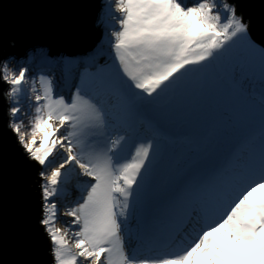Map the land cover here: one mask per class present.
<instances>
[{
    "label": "snow or ice",
    "instance_id": "obj_1",
    "mask_svg": "<svg viewBox=\"0 0 264 264\" xmlns=\"http://www.w3.org/2000/svg\"><path fill=\"white\" fill-rule=\"evenodd\" d=\"M114 2L120 18L110 33L111 63L96 74L85 71L70 99L54 95L44 76L39 90L35 80L26 88V68L0 64L8 85L3 119L25 162L37 168V224L54 264H264V38L253 35L256 22L238 0ZM259 24L264 28V17ZM216 66L226 86L258 105L259 127L224 163L212 161L209 141L207 158L194 153L157 187L154 140L137 143L127 156L125 146L141 126L151 127L147 114L189 75ZM22 94L34 99V115L23 108ZM69 166L82 195L61 214L73 218L74 232L55 226Z\"/></svg>",
    "mask_w": 264,
    "mask_h": 264
},
{
    "label": "water",
    "instance_id": "obj_2",
    "mask_svg": "<svg viewBox=\"0 0 264 264\" xmlns=\"http://www.w3.org/2000/svg\"><path fill=\"white\" fill-rule=\"evenodd\" d=\"M240 11L259 24L264 0H238ZM101 0H0V64L33 60L41 68L82 63L103 52L107 35ZM95 58V57H94ZM7 85L0 81V264H53L50 242L37 224L41 203L36 167L25 162L15 134L3 119ZM182 108H185L183 106ZM146 119L161 135L184 137L185 123H164L161 107ZM220 164L217 153L211 157Z\"/></svg>",
    "mask_w": 264,
    "mask_h": 264
},
{
    "label": "rangeland",
    "instance_id": "obj_3",
    "mask_svg": "<svg viewBox=\"0 0 264 264\" xmlns=\"http://www.w3.org/2000/svg\"><path fill=\"white\" fill-rule=\"evenodd\" d=\"M186 6H191L196 2V0H181ZM102 5L106 8H112L114 11V29L118 30L119 25L117 23L120 18V13L115 10L114 0H101ZM112 20V19H111ZM112 30L108 31V37L110 39V33ZM107 55L105 57L104 55ZM243 55V54H241ZM110 44L103 48V52L100 51L94 57L89 58L87 61L74 64L63 63L62 66L57 68H41L36 67L35 65L30 66L29 64H18L15 62H9V67L13 70H18L23 67L27 69V77L29 79V84L26 85V88H31V81H36V88L39 90V77L44 76L52 80L54 95L59 96L63 95L66 99H70L72 93L75 92L76 86L80 83L81 76L90 69L89 62L95 61L98 65H104L107 63L108 57H111ZM34 69H42L46 72L34 71ZM216 71H208L207 73L200 74H191L186 78L185 84L182 89L174 96L167 100H161V112L165 120H173L175 128L182 123H185L187 117L191 118V126H193L196 135L199 134L201 141L199 142H188L181 139L179 143H174L172 145L166 143L163 145L160 141L154 140V153H156V163L153 166L154 175L157 187L160 185L166 177L173 174L179 165L184 167L188 165L194 155L198 153L201 157L207 158V154L204 151L205 145L210 141L212 143L213 152L211 157L215 154H221L222 160L220 164L224 163L225 160L232 154L240 152L245 147L246 138L240 132L244 126L239 121H235L236 117H243L246 114V117L249 119L247 122V128L253 130L249 135H252L259 127V108L258 105H253L249 102L245 94H240L236 90L232 89L229 86H226L222 80L221 76L223 71L220 66H216ZM90 74V73H89ZM193 80L199 83L196 87H193ZM211 82H215L213 84ZM201 83V84H200ZM8 87V85H7ZM203 89L202 92L209 91L206 95H213L214 93H219V96H216L213 102L216 105L212 104H203L195 103V93L199 89ZM58 92V93H57ZM201 92V93H202ZM27 95L32 96L30 92ZM218 95V94H216ZM199 94L198 98H201ZM21 104L23 108L29 113V115H34L32 107H29V104H34V99L29 101L25 99L24 94L21 95ZM185 106V108H182ZM245 109L250 110V114L245 113ZM226 110L228 114L226 115ZM25 121V125L28 124V117H22ZM233 118V121H231ZM186 124V123H185ZM193 128L191 131H193ZM27 131L25 127L22 129ZM189 130V129H188ZM62 131H65L62 129ZM188 133V132H187ZM183 138V137H181ZM148 138L146 135L137 134L136 136L132 135L128 140L123 156L131 153L134 150V147L137 143L146 142ZM61 158L60 155L56 156V160L59 161ZM71 166H69V183L65 186V195L61 197L58 202V220L56 227L61 228L62 230L71 229V231L78 230L76 225L71 224L72 217L67 215H62L67 208L74 206L79 202V197L82 195L76 185L78 183V178L75 177V174L70 171ZM88 178H79V181L86 180ZM41 183V181H40ZM55 199V198H54ZM141 215L139 208L136 210V217L130 221V227L135 229L137 227V220ZM67 225H71L68 227ZM66 239L69 240V244L73 243V238L71 235L67 236ZM53 261V260H52ZM54 264V262H53Z\"/></svg>",
    "mask_w": 264,
    "mask_h": 264
},
{
    "label": "trees",
    "instance_id": "obj_4",
    "mask_svg": "<svg viewBox=\"0 0 264 264\" xmlns=\"http://www.w3.org/2000/svg\"><path fill=\"white\" fill-rule=\"evenodd\" d=\"M106 14V17H107V22H106V29H107V35L103 41V46L106 47L108 44H109V37H108V31L109 30H112L114 29V25H115V22H114V11L112 8H109L107 7V10L105 12ZM112 19V20H111ZM104 55V54H103ZM108 55V54H107ZM107 55H104L105 57H107ZM109 59L107 60V63L104 64V65H98L97 62L95 61H90L89 62V66H90V69H88L89 73L90 74H96L99 70L103 69L106 67L107 64L111 63V57H108ZM19 64H29L30 66H33V60H29V61H26V62H21ZM34 71L38 72V71H41V72H46L45 70H42V69H34ZM212 85L213 84H216L215 82H211ZM197 84L199 86V83L194 81L193 80V87L197 88L196 85ZM201 84V83H200ZM218 85V84H216ZM255 87V90H256V94L257 96L259 95V91H260V86H259V82H258V77H257V83L254 85ZM203 89H199V91L197 93H195V103L198 104V103H203V104H212V105H216L214 104L213 102H209L210 100H214L215 98H217L216 96H219L220 94L219 93H214L213 95L209 94V95H206L209 91H204L202 92ZM202 92V93H201ZM58 93V92H57ZM199 94H201V98H198ZM218 94V95H216ZM247 97V96H246ZM163 104H160L159 107H161ZM245 113H248L250 114V110H247L245 109ZM226 115L228 114V110H226ZM240 117V116H239ZM239 117H236L235 118V121L237 122H241L242 123V126H244V128L240 131L242 133V135L247 138L248 136H250V132H252L253 130H250L247 128V125L249 124L247 122V120L249 119V117L247 118L246 117V114L239 118ZM161 118L162 120L164 121V123H170V122H173V120H165L164 119V116H163V112H161ZM231 121H233V118H231ZM185 123L187 124L188 126V133L186 134V136H184L183 138L181 137H176V136H171V137H168V136H165V135H161L160 133H158L155 128L151 125V127H149L147 124L144 125V126H141L139 128V131L137 133L134 134V136H136L137 134H142V135H146L148 138H151L153 140H157V141H160L163 145H165L166 143L172 145L174 143H179V141L181 139H183L184 141H188V142H199L201 141V139L199 138V134L196 135V132L194 131V128L193 126H191V124L189 125V123H191V118L190 117H187L186 120H185ZM193 128V131H191V129ZM68 227H71V225H67Z\"/></svg>",
    "mask_w": 264,
    "mask_h": 264
},
{
    "label": "bare ground",
    "instance_id": "obj_5",
    "mask_svg": "<svg viewBox=\"0 0 264 264\" xmlns=\"http://www.w3.org/2000/svg\"><path fill=\"white\" fill-rule=\"evenodd\" d=\"M9 64V62H7ZM162 226V225H161ZM47 237V236H46ZM48 241L50 242V240L48 239ZM50 248H51V242H50ZM51 253V252H50Z\"/></svg>",
    "mask_w": 264,
    "mask_h": 264
}]
</instances>
